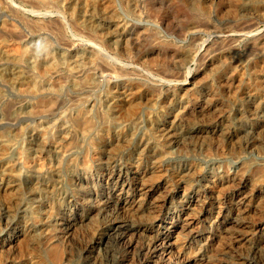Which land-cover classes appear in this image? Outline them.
Masks as SVG:
<instances>
[{
  "label": "rangeland",
  "instance_id": "obj_1",
  "mask_svg": "<svg viewBox=\"0 0 264 264\" xmlns=\"http://www.w3.org/2000/svg\"><path fill=\"white\" fill-rule=\"evenodd\" d=\"M107 1L6 0L0 6V139L11 160L22 151L29 158L41 153L47 161L39 174L25 172L16 179L9 192L1 187L12 178L0 161V264H169L185 258L192 264H248L264 258V0H111L112 12ZM5 21L9 28L1 30ZM101 32H108L104 39ZM110 36L115 44L107 41ZM128 44L129 54L119 63L124 73L93 66L89 70L98 81L86 82L85 74L68 69L75 57L94 48L100 61L113 65L111 56ZM27 48L32 54L20 61L6 56ZM182 48L198 50L201 57L180 63ZM49 55L66 61V69L55 70ZM36 57L46 58L45 71L32 69L29 61ZM230 66H238L241 74L234 87L222 81ZM29 73L39 91L23 89ZM158 82L165 85L154 86ZM122 92L132 93L140 104L118 107ZM90 106L95 126L82 138L70 119ZM160 124L166 143L155 138ZM43 128L50 137L39 151ZM66 135L73 143L59 157L53 146ZM112 168L117 176L110 179L106 172ZM125 171L123 183L118 175ZM225 171L232 177H223ZM152 173L160 183L151 201L168 195V203L151 204L142 216L141 210L125 209L117 196L135 194L134 182L141 177L148 184ZM188 179L199 189L186 195L181 185L186 187ZM189 195L195 206L188 204ZM77 197L86 198L78 212ZM185 211L189 221L173 230L168 253L158 235L159 221L130 236L134 246L121 242L120 228L118 236L113 231L98 242L115 219L138 225L150 222L153 212L181 225ZM67 221L76 226L68 229Z\"/></svg>",
  "mask_w": 264,
  "mask_h": 264
},
{
  "label": "bare ground",
  "instance_id": "obj_2",
  "mask_svg": "<svg viewBox=\"0 0 264 264\" xmlns=\"http://www.w3.org/2000/svg\"><path fill=\"white\" fill-rule=\"evenodd\" d=\"M91 1V0H90ZM3 2H6V0L4 1H2V0H0V6L3 4ZM10 2V1H9ZM114 4V3H113ZM236 4V3H235ZM7 6V5H6ZM93 6V5H92ZM183 7V6H182ZM107 10L110 12L111 10H112V4H111V0H108L107 1ZM106 11V10H105ZM112 12V11H111ZM187 14H189V13H187ZM257 14V13H256ZM19 16V15H18ZM23 21V20H22ZM118 22V21H117ZM115 24H116V22H115ZM118 24V23H117ZM29 25V24H28ZM40 25V24H39ZM41 25L43 26V24L41 23ZM12 26H13V24H12ZM44 26H46V25H44ZM9 28V23L7 22L6 23V21L5 22H3V24H2V27H1V30H5V29H8ZM117 28V27H116ZM96 29V28H95ZM122 29H124L123 27H122ZM238 32V31H237ZM108 33V32H107ZM107 33H105V34H107ZM112 33V32H111ZM133 33V32H132ZM97 34V33H96ZM105 34H102V32L99 34L102 38L104 37V35ZM98 35V34H97ZM195 35V34H194ZM261 35V34H260ZM134 36V35H133ZM105 38V37H104ZM103 38V39H104ZM113 38V37H112ZM111 38V36L110 37H108L107 38V41L108 40H110L111 42H112V39ZM115 38V37H114ZM131 40V39H130ZM109 41V42H110ZM127 42V41H126ZM230 42V41H229ZM13 43V42H12ZM113 44H115L114 42H112ZM8 44V43H7ZM97 44V43H96ZM108 44H110V43H108ZM220 44V43H219ZM30 45V44H29ZM95 45V44H94ZM17 46H15V48H16ZM90 47V46H89ZM115 47V46H114ZM186 47V46H185ZM19 48V47H18ZM91 48H92V46H91ZM96 48H97V46H96ZM101 48V47H100ZM117 48V47H116ZM118 48H122V47H118ZM254 48V47H253ZM12 49V48H11ZM10 49V50H11ZM115 49V48H114ZM18 50V49H17ZM119 50V49H118ZM117 50V51H118ZM179 50V49H178ZM181 50V49H180ZM15 52H16V50H14ZM19 51V50H18ZM49 51V50H48ZM106 51V50H105ZM120 51V50H119ZM129 51H130V47H129V44H128V47L125 45V46H123V48H122V52H117L116 53V55H112L111 56V58L113 57V58H115V60H116V63L115 64H113L112 65V63H110V60L108 61V59L107 60H104V61H100V60H102V59H98V54H99V51L98 52H96L95 51V48H94V50H87V51H85L84 52V54L83 55H79V56H77L76 54V56L77 57H75V59H74V61H73V63H72V65H71V67L70 68H68L69 70H70V72L72 71V72H75V74L76 75H81L82 73L83 74H85V79H87V81L86 82H91V81H96V79H97V77H95V75H94V73H93V71L92 72H90V70H89V68L91 69L93 66L95 67V66H98L99 68H101V70H106V71H111V73L113 72V73H115V72H119L120 74L121 73H124L125 71L124 70H126V68H124V64H123V66H122V63L121 64H119L120 62H122V58H124V56L125 55H127V54H129ZM134 51V50H133ZM204 51H206V50H204ZM29 53H31L32 54V49L31 48H27L26 50H23V52H20L19 54H18V52H16V53H14V54H12L11 52H7V57L9 58V56L11 57V58H13L14 60L15 59H19L18 57H29L31 54H29ZM45 53V52H44ZM47 53H49V52H47ZM212 53V52H211ZM214 53V52H213ZM17 54V55H16ZM41 54V53H40ZM106 54V53H105ZM112 54H114V53H112ZM180 54V53H179ZM178 54V55H179ZM182 57L181 58H179V57H176V55H174L175 56V60H176V58H179V61L178 62H182V63H186V62H190V61H194V60H197L199 57H201L200 56V54H201V52L200 51H198V50H195V49H191V48H182ZM203 54V53H202ZM18 55H20V56H18ZM47 55V54H46ZM228 55V54H227ZM170 56V55H169ZM180 56V55H179ZM45 57H47V56H45ZM101 57V56H100ZM128 57V56H127ZM163 57H164V55H163ZM225 57V56H224ZM49 61H50V64L51 65H54V67L56 68L55 70H57V71H61L62 69H66V67H65V65H64V62L65 63H67L66 61H64V62H61V58L60 59H58L57 61H55V59H54V57L53 56H51V55H49ZM171 58V57H170ZM220 58H221V56H220ZM225 58H227V56L225 57ZM21 59V58H20ZM20 59H19V61H20ZM23 59V58H22ZM166 59V58H165ZM168 59V58H167ZM211 59V58H210ZM228 59V58H227ZM25 60V59H24ZM29 60V59H28ZM44 60H46V58L44 59L43 57H36L34 60H33V58L31 59V61H29L30 62V64L32 65V69H35V70H40V71H45V69L47 68L46 66H47V64L45 63V61ZM113 60V59H112ZM111 60V61H112ZM156 60V59H155ZM161 60V59H160ZM164 60V59H163ZM171 60V59H170ZM240 60V59H239ZM22 61V60H21ZM150 61H152V60H150ZM165 61H167V60H165ZM172 61V60H171ZM174 61V60H173ZM47 62V61H46ZM113 62V61H112ZM153 62V61H152ZM168 62H169V64H170V61H169V59H168ZM213 62V61H212ZM236 62H237V60H236ZM80 63H81V65H84L85 64V66H81L80 65ZM175 63V62H174ZM242 63V62H241ZM69 64V63H68ZM222 64V63H221ZM227 64H229V63H227ZM231 64V63H230ZM236 64H238V63H236ZM50 65V66H51ZM78 65H80V66H78ZM174 65V64H173ZM178 65V64H177ZM209 65H211V64H209ZM233 65V64H232ZM262 65H263V62H262ZM49 66V67H50ZM69 66V65H68ZM212 66V65H211ZM243 66V65H242ZM241 66V67H242ZM53 67V66H52ZM93 67V68H94ZM30 68H31V66H30ZM116 68H118V69H116ZM136 68V67H135ZM222 68V67H221ZM243 68V67H242ZM96 69V68H95ZM132 69H134V68H132ZM224 69V68H223ZM69 70H67V71H69ZM82 70H84L83 72H82ZM88 70V71H87ZM59 71V72H60ZM132 71V70H131ZM131 71H129V72H131ZM134 71V70H133ZM241 71V70H240ZM248 71V70H247ZM255 71V70H254ZM63 72V71H62ZM71 72V73H72ZM104 72V71H103ZM242 72V71H241ZM16 73H18L19 75H23L24 73H22L21 74V72L19 71V70H17V72ZM33 73V72H32ZM32 73H29L27 76H26V79H25V84H26V87H24L23 89H25V90H27V91H39L40 90V87H39V85L37 84V81L34 79V75L32 74ZM65 73V72H64ZM67 73V72H66ZM87 73V74H86ZM98 73H101L100 71L98 72ZM135 73V72H134ZM167 73V72H166ZM239 69H238V66H230V70H229V72L227 71L226 72V74H225V76H224V78L222 79V81H224L223 82V85H225V86H227V87H232V85H233V83L235 82V81H238L241 77V74L239 75ZM46 74V73H45ZM97 74V73H96ZM243 74V73H242ZM246 74V73H245ZM255 74V73H254ZM168 75V74H167ZM237 75L240 77H238L239 79L238 80H236V77H237ZM115 76V75H114ZM21 77V76H20ZM79 77V76H78ZM259 77V76H258ZM83 78V77H82ZM256 78V77H255ZM261 78V77H260ZM259 78V79H260ZM79 79V78H78ZM242 79H243V77H242ZM42 80V79H41ZM256 80V79H255ZM258 80V79H257ZM83 81V80H82ZM97 81H98V79H97ZM166 81V80H165ZM254 81V80H253ZM17 82V81H16ZM20 82V81H19ZM221 82V81H220ZM23 83V82H22ZM82 82H75V80H74V84L75 85H82L81 84ZM85 83V82H84ZM118 83V82H117ZM159 84H157V83H154V86H157V85H165L164 83H162V82H158ZM236 83V82H235ZM112 84V83H111ZM262 85V84H261ZM62 86V85H61ZM116 86V85H115ZM127 86V85H126ZM153 86V87H154ZM235 85H233V87H234ZM22 87V86H21ZM113 87V86H112ZM162 87V86H161ZM181 87V86H180ZM82 88V87H81ZM256 88V87H255ZM118 89V88H117ZM136 89V88H135ZM185 89V88H184ZM253 89V88H252ZM107 90V89H106ZM114 90V89H113ZM170 90V89H169ZM175 90H177V88L175 89ZM179 90V89H178ZM187 90V89H186ZM260 90V89H259ZM129 91V90H128ZM167 91V90H166ZM183 91V90H182ZM206 91H208V90H206ZM130 92V91H129ZM128 92V93H129ZM171 92H173V90L171 91ZM36 93V92H35ZM120 93V92H119ZM125 93V92H122V94H118L117 96L119 97L116 101H117V103H115V104H117V106L118 107H120L121 108V106H123V104L125 105V103L127 104V103H129V104H131L132 106H138L139 104H140V101L139 100H137V97H135V96H133V95H130V94H132V93ZM210 93V92H209ZM234 93V92H233ZM232 93V94H233ZM37 94V93H36ZM255 94V93H254ZM38 95V94H37ZM144 95V94H143ZM174 95V94H173ZM183 95V94H182ZM191 95V94H190ZM212 95V94H211ZM257 95V94H256ZM42 96V95H41ZM142 96V95H141ZM197 96V95H196ZM195 96V97H196ZM226 96V95H225ZM111 97V96H110ZM181 97V96H180ZM197 98V97H196ZM235 99V98H234ZM51 101V100H50ZM108 101V100H107ZM52 102V101H51ZM50 102V103H51ZM98 102V101H97ZM160 102V101H159ZM224 102V101H223ZM228 102V101H227ZM41 103V102H40ZM46 103V102H45ZM49 103V104H50ZM35 104V103H34ZM33 104V105H34ZM47 104V103H46ZM52 104V103H51ZM90 104V103H89ZM205 104V103H204ZM32 105V106H33ZM39 105H42V104H39ZM94 105V104H93ZM121 105V106H120ZM23 106V105H22ZM36 106V105H35ZM38 106V105H37ZM36 106V107H37ZM35 107V108H36ZM42 107V106H41ZM44 107H45V105H44ZM43 107V108H44ZM48 107V106H47ZM202 107V106H201ZM32 108V107H31ZM39 108V107H38ZM254 108V107H253ZM123 109V108H122ZM199 109V108H198ZM224 109V108H223ZM76 110V109H75ZM91 110V106H90V108L88 109V108H86V110H82V108L77 112V114H75L70 120H72V122H73V126L75 127V129H78L77 131H80V135L82 136V138H84V136H86V135H88L89 133H91L92 132V130H93V128H94V126H95V122H94V114L92 115V112L90 111ZM34 111H36L37 112V110H34ZM192 111V110H191ZM40 112V111H39ZM42 112V111H41ZM194 112V111H193ZM207 112V111H206ZM29 114V113H28ZM53 114V113H52ZM99 114V113H98ZM252 115V114H251ZM96 116V115H95ZM239 117V116H238ZM187 118V117H186ZM191 118V117H190ZM177 121H178V119H177ZM176 121V122H177ZM187 121V120H186ZM216 121V120H215ZM170 122H171V124L174 126V124H175V117H173V119L172 120H170ZM188 122V121H187ZM190 122V121H189ZM160 123V122H159ZM165 123V122H164ZM190 124V123H189ZM195 124V123H194ZM102 125V124H101ZM100 127V126H99ZM160 128H158L157 129V132H156V134H155V138L157 139V140H164V141H162L163 143H166V142H168L169 140H167V139H163V137H164V132L162 131V129H164V127L162 126L161 127V124H160V126H159ZM170 127V126H169ZM177 127V126H176ZM196 128V127H195ZM43 129H45V130H43V131H40V138H39V144H37V145H39V147L40 148H38L39 149V151L40 150H44V143H45V140H46V138H47V136L48 135H45L46 134V132H47V130H46V128H43ZM184 129H185V127H184ZM193 129V128H192ZM68 131V130H67ZM109 131V130H108ZM199 131V130H198ZM231 131V130H230ZM252 131V130H251ZM69 132V131H68ZM67 132V133H68ZM260 132V131H259ZM56 133V132H55ZM67 133H65V134H67ZM108 133V132H107ZM106 133V134H107ZM255 133V132H254ZM54 134V133H53ZM115 134V133H114ZM149 134V133H148ZM263 134V133H262ZM55 135V134H54ZM68 135V134H67ZM67 135L61 140L60 138V140H58V141H56L55 142V139H54V142H51L50 144H53L54 143V146H53V152H55L56 153V155L57 156H59V157H63L64 155H65V153L67 152L65 149L66 148H69L70 146V144L69 143H71V145H72V143H73V141H69V139L70 138H68L67 137ZM108 135V134H107ZM48 137H50V136H48ZM63 137V136H62ZM87 137V136H86ZM93 137V136H92ZM101 137V136H100ZM117 137V136H116ZM179 137V136H178ZM260 137V136H259ZM5 138V137H4ZM72 138V137H71ZM76 138V137H75ZM222 138V137H221ZM111 139V138H110ZM113 139V138H112ZM220 139V138H219ZM80 140V139H79ZM95 140V139H94ZM49 141H50V139H49ZM60 141V142H59ZM96 141V140H95ZM159 141V142H160ZM35 142V141H34ZM92 143V142H91ZM105 143V142H104ZM174 143V142H173ZM13 145V144H12ZM47 145H48V143H47ZM51 146V145H50ZM49 146V147H50ZM48 147V146H47ZM50 149H52V148H50ZM96 149V148H95ZM7 150H8V146H7V144L2 140V139H0V161L2 162V164L4 163V165H3V168H4V172H7L6 174L7 175H9V177H11L12 179H10V178H8V180L7 179H5V183L2 185V187L1 188H3L4 189V191H6V192H9V190L10 189H12L16 184H13V182H15V180L17 179V180H19V179H21V177L25 174V172H26V175L27 174H29V175H35L36 173H40L41 171H43V168H45L46 166V162H44V159H43V156H42V154L40 153V154H36V155H34V156H32V157H28V156H26L25 155V152H22V151H20V154H19V157L16 159V160H11L10 158H9V156L7 155ZM22 150V149H21ZM51 151V150H50ZM45 152V151H44ZM128 152V151H127ZM10 154V153H9ZM55 156V155H54ZM158 156V155H157ZM42 157V158H41ZM45 157V156H44ZM53 158V157H52ZM46 159V158H45ZM48 159V158H47ZM59 159V158H58ZM87 158H85V160H86ZM84 160V159H83ZM85 160H84V162H85ZM86 161H88V160H86ZM84 162H83V164H84ZM89 162V161H88ZM134 163V162H133ZM136 163V162H135ZM86 165H87V163H86ZM86 165H84L85 167H86ZM83 166V165H82ZM88 166V165H87ZM87 168V167H86ZM91 169V168H90ZM123 169V168H122ZM122 169H120V170H122ZM125 169V168H124ZM45 170V169H44ZM108 170V169H107ZM119 170V171H120ZM130 170V169H129ZM138 170V169H137ZM47 171V170H46ZM118 171V170H117ZM234 171V170H233ZM121 172V171H120ZM134 173L136 172V171H133ZM154 172V171H153ZM48 173V172H47ZM46 173V174H47ZM106 175H107V177H109L110 179H112V178H116V172H115V169L114 168H112V169H109L107 172H106ZM126 171H125V174L124 173H120L119 175H118V178H119V180H120V182H125L126 181ZM134 175V174H133ZM43 176V175H42ZM153 173H152V176H150V177H152V179H149V180H147V183L148 184H146V183H144V182H146V181H143V179L140 177L136 182H134V181H132V182H134V184H133V187H134V190H135V194H133V195H131V196H129V197H125V198H123V197H121L120 195H118L117 197H118V200H120L121 202H122V204H123V207H125V209L127 208V209H129V210H132L133 212H135V213H137V211L139 212L140 210L142 211L141 213H139V214H141V216L143 215V214H145L143 211H144V209L146 210V208L148 207V208H150V206H151V204L156 208L157 206H160L161 204V202H164V203H168V201H169V196L168 195H165L164 196V198L161 200V201H159V200H157V201H151L152 200V198L150 197L151 195H150V193H151V191L154 189V187H155V184L156 183H160V181L159 182H155V180H153ZM6 177V176H5ZM85 178L87 177V175L85 174V176H84ZM83 177V178H84ZM135 177V176H134ZM223 177H226V178H231L232 177V175L229 173V171H225L224 173H223ZM128 178V177H127ZM3 179V178H2ZM35 179V178H34ZM108 179V178H107ZM31 180V179H30ZM41 180V179H40ZM84 180V179H83ZM106 180V179H105ZM129 180V179H128ZM134 180H136V179H134ZM199 180V179H198ZM109 181V180H108ZM113 181V180H112ZM185 181V183L187 182V185H186V187H184V184L183 185H181V187L183 188V189H185V193H186V195H187V193H193V192H195V191H198V189L199 188H197V186L195 185V184H192V183H189V179L186 181V180H184ZM184 181H183V183H184ZM127 182V181H126ZM191 182V181H190ZM117 183V182H116ZM130 183V182H129ZM162 184V183H161ZM260 184V183H259ZM1 185V184H0ZM18 185V184H17ZM46 185V184H45ZM157 185V184H156ZM160 185V184H159ZM264 185V184H263ZM47 186V185H46ZM113 186V185H112ZM128 186V185H127ZM131 186V185H130ZM214 186V185H213ZM115 187V186H114ZM113 187V188H114ZM129 187V186H128ZM128 187H127V189H128ZM121 188V187H120ZM119 188V189H120ZM123 188V187H122ZM122 188H121V190H122ZM132 188V187H131ZM156 188V187H155ZM261 188V187H260ZM116 191V190H115ZM126 191V190H125ZM119 192V191H118ZM130 192V191H129ZM127 193V192H126ZM125 193V194H126ZM116 194V193H115ZM118 194V193H117ZM131 194V193H130ZM193 196H190L189 195V201H187L188 202V204L189 205H191L192 203H193V200L191 199ZM246 197V196H245ZM249 198V197H248ZM116 199V198H115ZM187 199V198H186ZM196 200V199H195ZM85 201H86V198L85 197H77V199H75V201H74V204H75V209H76V211L78 212L81 208H83V206H84V204H85ZM117 201V200H116ZM94 202V201H93ZM119 202V201H118ZM186 202V203H187ZM9 204V203H8ZM7 203H5V204H3L2 205V211L4 210L5 212H7V211H9V208H10V204L8 205ZM194 204V203H193ZM193 206V205H192ZM191 206V207H192ZM194 206H195V204H194ZM90 207V206H89ZM152 207V206H151ZM171 208V207H170ZM52 209V208H51ZM121 209V208H120ZM124 209V210H125ZM152 209H153V207H152ZM151 209V210H152ZM183 209V208H182ZM90 210H91V212H92V208L90 209V208H88V211L90 212ZM100 210V209H99ZM123 210V211H124ZM128 210V211H129ZM150 210V209H149ZM188 210V209H187ZM87 211V212H88ZM158 211V210H157ZM161 211V210H160ZM179 211V210H178ZM88 212V213H89ZM154 212H155V210H154ZM159 212V211H158ZM180 212V211H179ZM9 213V212H8ZM143 213V214H142ZM178 214V213H177ZM186 214V216H184ZM57 215H58V213H57ZM89 215V214H88ZM241 215V214H240ZM64 216V215H63ZM140 216V215H139ZM170 216V215H169ZM189 215H188V213H187V211H185V212H183V214L180 216V217H183V221H182V223H181V225L179 224V223H177V221L176 220H168L167 219V217L164 215V216H159V214H155V213H151V215H150V217H148V218H150V222H143L142 224H132V225H130V224H128L129 222H127V220H126V222H127V224L126 225H124V224H122L123 222H124V220H121V219H115V220H113L112 221V223L111 224H109L110 225V227L108 228L107 226V232H105L104 231V235L102 236L101 235V237L99 238V243L100 242H103L104 241V239H106L107 238V236H109V235H111L112 234V232L114 231V233H115V231H117L119 228L122 230V232H119L118 234H119V238H120V240H121V242L123 241L125 244H127L129 247H131V246H134V244H135V242L132 240V237H130V236H132L133 234H136V233H139V232H143L144 230H146V229H148V228H150V227H153L154 228V222H156V221H159V223H158V228H159V230H158V235H160V236H162L160 239L162 240L161 242H162V244H163V247H162V249L166 252V253H168V251H169V246H170V244H171V242H169V240H170V237L172 236V233H173V230L174 231H176L177 229H178V227L179 228H184V226L187 224L186 223V221L188 220L189 221V218H190V216L188 217ZM49 217V216H48ZM245 217V216H244ZM61 218V217H60ZM67 218V217H66ZM228 218V217H227ZM74 219V218H73ZM191 219H193V218H191ZM234 219V218H233ZM233 219H227V220H225L224 222H232V220ZM235 219H237V218H235ZM146 220H147V218H146ZM64 221V220H63ZM77 221V220H76ZM111 221V220H110ZM134 221V220H133ZM185 221V222H184ZM236 221V220H235ZM68 223H67V227H68V229H69V227H71V225H72V227H74V225H75V222L74 221H67ZM66 223V222H65ZM77 223V222H76ZM79 223V222H78ZM189 223V222H188ZM170 224V225H169ZM232 224V223H231ZM228 225V224H227ZM76 226V225H75ZM66 227V228H67ZM79 227V226H78ZM225 227H226V225H225ZM240 227V226H239ZM252 227V226H251ZM63 228V227H62ZM53 229V228H52ZM54 230V229H53ZM65 230V229H64ZM67 230V229H66ZM104 230V229H103ZM120 230V231H121ZM245 231V230H244ZM61 232V231H60ZM101 232H103V231H101ZM157 232V231H156ZM231 232V231H230ZM56 234V233H55ZM116 234V233H115ZM140 234V233H139ZM49 236V235H48ZM66 236V235H65ZM113 236H114V234H113ZM116 236H118L117 234H116ZM138 236V235H137ZM157 236V235H156ZM97 237V236H96ZM99 237V236H98ZM97 237V238H98ZM262 237V236H261ZM58 238V237H57ZM159 238V237H158ZM250 238V237H249ZM7 239H9V237L7 238ZM11 239V238H10ZM61 239V238H60ZM118 239V238H117ZM6 240V237L5 238H3V242H2V244H1V247L2 246H4V241ZM20 240H21V238H20ZM56 240V239H55ZM86 240V239H85ZM11 241V240H10ZM18 241V240H17ZM48 241V240H47ZM108 241V240H107ZM45 242V241H44ZM43 242V243H44ZM158 242V241H157ZM161 242L159 243L160 245H161ZM262 242H264V237L262 238ZM96 243V242H95ZM94 244V243H93ZM149 244V243H148ZM156 244V243H155ZM261 244V243H260ZM10 245V244H9ZM50 245V244H49ZM54 244H52V246H50V248L52 247H54L53 246ZM57 245V244H56ZM157 245V244H156ZM156 245H155V247H156ZM264 245V244H263ZM262 245V246H263ZM262 246H260V247H262ZM20 247H21V245H20ZM136 247V246H135ZM148 247V246H147ZM159 247V246H158ZM216 247V246H215ZM23 248V247H22ZM86 248V247H85ZM160 248V247H159ZM256 248H258V247H256ZM5 249V248H4ZM40 249V248H39ZM260 249L261 248H258V250L260 251ZM8 250V249H7ZM31 250V249H30ZM158 250V249H157ZM53 251H54V258L55 259H57V260H59V250H58V247L57 246H55L54 247V249H53ZM151 251H153V250H151ZM257 250H255V252H256ZM259 251H258V253H259ZM262 251V250H261ZM49 252V251H48ZM52 252V251H51ZM170 252V251H169ZM219 252V251H218ZM228 252V251H227ZM257 253V252H256ZM170 254V253H169ZM262 254V253H261ZM51 255V254H50ZM61 256V255H60ZM169 256V255H168ZM257 256V255H256ZM53 257V256H52ZM219 257V256H218ZM62 258V257H61ZM60 258V259H61ZM57 260H56V262H57ZM32 261V260H31ZM33 261H35V259H33ZM32 261V262H33ZM36 261H37V259H36ZM35 261V262H36ZM245 261V260H244ZM195 261L193 260V259H179V260H176V261H172V262H170L169 264H192V263H194ZM246 262V261H245ZM17 263V262H16ZM31 263V262H30ZM34 263V262H33ZM32 263V264H33ZM37 264H43L42 263V261L41 260H38L37 262H36ZM35 263V264H36ZM99 263V262H98ZM246 263H248V264H252V263H256V264H264V258L260 255L259 257H256V258H253V259H250V260H248ZM168 264V263H167Z\"/></svg>",
  "mask_w": 264,
  "mask_h": 264
}]
</instances>
